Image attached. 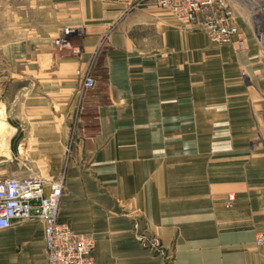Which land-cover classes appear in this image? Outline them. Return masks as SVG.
Returning a JSON list of instances; mask_svg holds the SVG:
<instances>
[{
  "label": "crops",
  "instance_id": "crops-1",
  "mask_svg": "<svg viewBox=\"0 0 264 264\" xmlns=\"http://www.w3.org/2000/svg\"><path fill=\"white\" fill-rule=\"evenodd\" d=\"M52 1L0 118L41 173L64 171L58 221L93 236L96 264H264V0L236 1L222 46L153 0ZM67 27L78 56L52 42ZM0 233V264H46L39 221Z\"/></svg>",
  "mask_w": 264,
  "mask_h": 264
},
{
  "label": "built area",
  "instance_id": "built-area-1",
  "mask_svg": "<svg viewBox=\"0 0 264 264\" xmlns=\"http://www.w3.org/2000/svg\"><path fill=\"white\" fill-rule=\"evenodd\" d=\"M237 0H153L156 7L171 12L181 23L202 32L215 46L232 42L239 36L235 23ZM264 13V6H263ZM75 34L72 28H64L54 41V46L66 49L78 56L81 51L70 46L68 39ZM255 41L264 51V27L255 34ZM82 90L94 88V82L86 77ZM71 145L64 147L68 161ZM17 155L25 168L23 175L0 178V231L9 229L14 223L30 220L39 221L43 227L44 255L46 264H96L93 257L94 238L79 234L58 221L60 200L63 195L65 173L62 170L52 178L43 174L17 149ZM232 200V197L229 198ZM133 229H138L133 224ZM141 244V237L136 238ZM256 247L264 245V234L258 235Z\"/></svg>",
  "mask_w": 264,
  "mask_h": 264
},
{
  "label": "rangeland",
  "instance_id": "rangeland-1",
  "mask_svg": "<svg viewBox=\"0 0 264 264\" xmlns=\"http://www.w3.org/2000/svg\"><path fill=\"white\" fill-rule=\"evenodd\" d=\"M55 4L52 0H0V101L6 92L10 95L14 93V88L8 89V85L10 76L15 71L16 53H20L16 45L29 42L33 29L54 22L57 16L54 17L52 6ZM0 115L5 116L2 105ZM15 138L16 136H13L9 142L11 160L0 158V178L23 175L25 172L22 161L17 156ZM19 152L33 164L32 167L38 166L25 156L27 151L24 148H20Z\"/></svg>",
  "mask_w": 264,
  "mask_h": 264
},
{
  "label": "bare ground",
  "instance_id": "bare-ground-1",
  "mask_svg": "<svg viewBox=\"0 0 264 264\" xmlns=\"http://www.w3.org/2000/svg\"><path fill=\"white\" fill-rule=\"evenodd\" d=\"M15 129L11 127L3 118H0V158L11 160L9 141Z\"/></svg>",
  "mask_w": 264,
  "mask_h": 264
}]
</instances>
